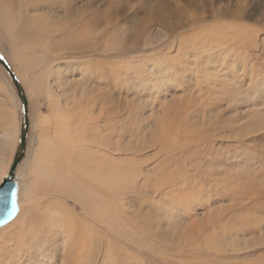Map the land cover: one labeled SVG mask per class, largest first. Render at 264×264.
Returning a JSON list of instances; mask_svg holds the SVG:
<instances>
[{"label": "rangeland", "instance_id": "obj_1", "mask_svg": "<svg viewBox=\"0 0 264 264\" xmlns=\"http://www.w3.org/2000/svg\"><path fill=\"white\" fill-rule=\"evenodd\" d=\"M187 1L67 0L71 14L62 2L20 0L16 6L34 76L41 54L48 62L82 65L65 73L88 87V97L67 100L63 114L72 117L87 107L92 126L101 132L111 124L116 132L101 147L100 203L127 231L86 217L101 235L99 256L86 264H264V0H194L192 7ZM1 31L0 54L29 106L24 178L41 191L33 170L41 156L39 135H48L49 127H37L36 115L57 107L45 91L39 97L27 88ZM3 73L0 115L16 114L19 130L9 147L10 168L20 149L24 104ZM166 121L170 130L162 134L156 129ZM108 167H114L113 182ZM115 182L120 187L114 194ZM73 201L67 200L69 207L84 214ZM164 207L176 210L169 215ZM187 234L196 236L192 246L181 241Z\"/></svg>", "mask_w": 264, "mask_h": 264}, {"label": "bare ground", "instance_id": "obj_2", "mask_svg": "<svg viewBox=\"0 0 264 264\" xmlns=\"http://www.w3.org/2000/svg\"><path fill=\"white\" fill-rule=\"evenodd\" d=\"M19 1L0 0V29L3 31H1V33L7 36L9 48L16 62V70L19 76L23 79L24 77L26 78L27 83L25 85L27 88L30 92L35 90L36 96L39 97L44 95L43 91H45L44 93L49 96V100L56 105L57 109H53L48 116H43L41 113L36 115L37 127L38 125H46L49 127L48 135L41 137L39 135L38 143L42 146L41 156L37 160V163H35L33 170V176H35L37 182L40 183L41 191L39 189L36 190L35 183H28V178H24L25 167L28 165L26 161L27 156L25 159L22 158L21 164L18 165L14 173L15 181L18 183V211L10 222L0 227V264H39V262L41 264H56V258L60 260L61 264H86L96 259L101 249L99 227L92 225L89 222V218H91V220L93 219V221L95 220L97 225L102 222L105 225L107 224L122 229L124 234H126L127 231V225L121 220L115 219L112 213L105 211L103 205L100 203L105 182L103 180L105 176V165L101 158V147L104 146L105 143H110L112 138L116 135V132L114 133V130L110 127H113V125L109 123L110 121L107 123L110 124L109 126L102 125L101 132L98 131L97 127L92 126L90 124L91 116L88 113L89 110L87 107L85 109L83 107L84 110L82 113L79 112V114H76L74 111V114L71 115L72 117L63 114L62 111L69 110V107H67V100L73 102L76 97L80 99H86L88 97V87L85 84H75L73 82L75 79L67 77L68 74L65 73L66 69V72H70V76L74 69H78L76 66L80 67L82 66L81 64L78 65L68 62L70 65H66L57 63V61L48 62L47 57L41 54V57H36V77L34 76L32 71L35 64H33L32 58L31 60L27 58L28 56H26L25 53L26 44L19 39V29L24 24L20 10L16 7ZM45 2L48 4L62 2L64 9L69 11V8H67V6L65 7L67 0H45ZM187 3L188 6H194V0H188ZM69 13L71 14V11H69ZM34 38L35 36L31 37L32 40ZM83 43H87V41ZM84 49H88V47L86 46L82 51ZM20 60L22 65H17ZM89 66L87 67L86 65L83 67H86L87 70ZM1 68L6 72L5 67L0 63V75L4 76ZM23 70L32 73V77L28 74L29 77L27 78L26 74L21 73ZM89 70L90 68L88 71ZM69 81L70 83L72 82L71 86H69ZM82 86L84 87L82 92H76V89ZM36 103H38V101ZM72 119H75L76 123ZM176 120L174 121L175 123ZM160 121H162V118ZM170 122H161L162 126L160 127L159 125L158 129H156V124L153 129L160 130L162 134L166 133L164 130H170ZM5 125H7V127L3 130L2 128ZM156 130L154 131L156 132ZM18 132L16 114L11 115L10 113L3 112V114L0 115V184L9 176L11 169V167H7L11 159L9 147L13 142L15 143ZM90 133L93 134L90 135ZM152 134L159 136L154 132ZM24 151L25 149L22 151L23 156ZM113 169L114 167H108V170L112 171L111 174L107 175L110 182H113ZM113 187L112 192L115 194L120 187V183L115 182ZM31 192L34 193L36 198L40 196L41 200L42 197H47L45 198V202H40L41 200L37 202L34 200V196L25 204ZM68 199L74 200L73 202L78 204L77 207H79L84 214L78 213L76 208H70L67 202ZM34 201L37 203L33 204ZM172 210H176V207L175 209L174 207L165 208V212L169 215ZM183 213L182 209H180V215ZM160 214H164L163 211L160 210ZM105 216H108V223L104 221ZM86 217H88L89 220ZM162 227L163 226L159 227L158 230H162ZM129 229V237L131 240L135 241L136 235H134L130 226ZM146 230L149 234L153 235L154 231L144 228V231ZM165 231H168V229H165L164 232ZM194 231L196 232V230ZM161 232H163V230ZM142 237L143 236H141L140 239H142ZM182 240L191 241V243H189L191 246L194 244V241H197L196 236L194 235V237H192L190 234L184 236L181 241ZM164 241L162 242L164 243ZM244 243L245 247L249 246V241H245ZM56 244H58L57 246H59L60 251L56 247ZM150 244L154 246L156 243L150 241ZM57 250L60 253L59 255H57ZM134 257V253L131 252L130 259L133 260Z\"/></svg>", "mask_w": 264, "mask_h": 264}, {"label": "water", "instance_id": "obj_3", "mask_svg": "<svg viewBox=\"0 0 264 264\" xmlns=\"http://www.w3.org/2000/svg\"><path fill=\"white\" fill-rule=\"evenodd\" d=\"M0 57L1 54H0ZM0 63L5 67L6 71L12 78V81L15 83L17 91L23 101V116H24V128L21 132V143L20 149L14 159L12 167L8 178L4 179L0 184V227L10 222L17 212L13 211L14 204L17 206V192H18V183L15 181L14 173L16 172L18 165L20 164L23 158V150L26 148L27 143V134L30 126L29 120V108L25 95L23 94L22 87L15 75L11 71L10 67L3 59H0Z\"/></svg>", "mask_w": 264, "mask_h": 264}, {"label": "snow or ice", "instance_id": "obj_4", "mask_svg": "<svg viewBox=\"0 0 264 264\" xmlns=\"http://www.w3.org/2000/svg\"><path fill=\"white\" fill-rule=\"evenodd\" d=\"M0 59H2V57H0ZM13 211L14 212H17L18 211V209H17V206L14 204V206H13Z\"/></svg>", "mask_w": 264, "mask_h": 264}]
</instances>
